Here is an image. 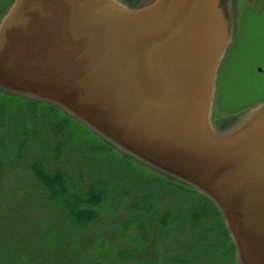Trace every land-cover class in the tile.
<instances>
[{
    "label": "water",
    "instance_id": "obj_1",
    "mask_svg": "<svg viewBox=\"0 0 264 264\" xmlns=\"http://www.w3.org/2000/svg\"><path fill=\"white\" fill-rule=\"evenodd\" d=\"M132 1L13 0L0 20V91L53 105L196 189L237 264H264V102L228 129L212 121L231 0Z\"/></svg>",
    "mask_w": 264,
    "mask_h": 264
},
{
    "label": "rangeland",
    "instance_id": "obj_2",
    "mask_svg": "<svg viewBox=\"0 0 264 264\" xmlns=\"http://www.w3.org/2000/svg\"><path fill=\"white\" fill-rule=\"evenodd\" d=\"M12 2L0 0V20ZM229 10L212 116L221 129L264 102V0ZM0 264L237 262L210 199L57 107L0 91Z\"/></svg>",
    "mask_w": 264,
    "mask_h": 264
}]
</instances>
